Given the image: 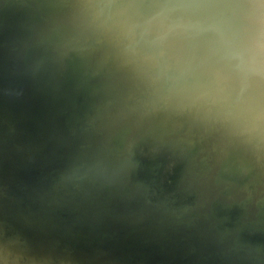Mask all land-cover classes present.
Returning a JSON list of instances; mask_svg holds the SVG:
<instances>
[{
    "label": "water",
    "instance_id": "95a60500",
    "mask_svg": "<svg viewBox=\"0 0 264 264\" xmlns=\"http://www.w3.org/2000/svg\"><path fill=\"white\" fill-rule=\"evenodd\" d=\"M0 264H264V0H0Z\"/></svg>",
    "mask_w": 264,
    "mask_h": 264
}]
</instances>
